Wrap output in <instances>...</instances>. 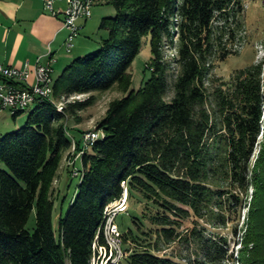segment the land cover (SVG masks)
<instances>
[{
	"label": "trees",
	"instance_id": "trees-1",
	"mask_svg": "<svg viewBox=\"0 0 264 264\" xmlns=\"http://www.w3.org/2000/svg\"><path fill=\"white\" fill-rule=\"evenodd\" d=\"M93 1L116 10L100 22L108 33L101 48L66 66L54 80L52 100L35 104L17 132L0 138V264H94V244L107 245L105 211L124 193V182L128 205L129 199L137 200L149 212L134 215L132 227L121 231L124 257L118 264H183L156 253L163 250L161 242L177 239L195 246L189 264H264V146L255 174L250 171L258 138L264 135V65L238 70L231 87L222 82L210 94L205 88L210 58L223 60L234 53L223 40L226 35L235 39L243 0ZM174 16L179 23H172ZM173 26L179 38L177 74L163 55ZM148 36L151 78L139 90H130L129 69ZM114 86L127 95L112 101L98 123L102 136L81 156L75 197L56 228L54 182L73 147L64 121L77 118L95 98L67 103L62 110L55 102ZM171 89L174 95L167 100ZM210 96L215 117L207 109ZM224 183L240 194L256 188L247 223L243 221L250 226L236 256L226 239L197 227L184 238L176 232L190 216L226 223L227 202L241 196L225 191ZM145 219L155 227L141 235L149 240L154 235L155 242L133 229L143 228ZM130 241L135 248L125 250Z\"/></svg>",
	"mask_w": 264,
	"mask_h": 264
},
{
	"label": "rangeland",
	"instance_id": "rangeland-1",
	"mask_svg": "<svg viewBox=\"0 0 264 264\" xmlns=\"http://www.w3.org/2000/svg\"><path fill=\"white\" fill-rule=\"evenodd\" d=\"M243 6L244 12L241 16V25L238 29H236V37L238 36L241 42V50H239L238 52H234L223 60H218L216 55L213 58H210L209 64H211V66L213 65V67H211L209 75L205 79V88L208 90L209 94L212 93L214 89L222 82L227 83V85L231 87L233 76L238 70L244 69L251 65H264V61H260V56H262V54L264 55V0H243ZM115 13L116 10L110 5L100 3H95L93 5L92 18L89 20L86 27L81 30L80 36L74 42V44L76 45L77 43L81 41L83 43L84 41L87 46L90 47V51L82 56L93 54L101 48L103 40L108 37V33L107 31L100 29V22L102 18L113 17ZM178 21L179 17L176 18V16H174L172 18V23H178ZM233 28H235L234 25ZM172 34L173 37L168 38L165 41L168 45L164 47L163 55L165 57L164 60L169 63L170 68L172 69L171 73L177 74L178 68L176 69V64L174 63V60L178 53L179 44V42H177L179 38L177 37L178 29L176 26L172 27ZM228 38V35L225 36L223 41L224 43H227L226 47L230 48L233 44L231 43V40H228ZM260 46H263V50L261 53L259 51ZM64 51L68 53L66 49ZM72 51H74V48L72 49ZM73 54L74 52L68 55ZM77 57H73L70 61H68L67 59H62L61 61H59L55 65L53 75L57 77L59 75L58 73L61 74L64 68ZM152 58L153 55L151 52L150 37L148 36L143 39L140 53L129 69V73L132 75V86L130 90H139L143 83L151 78L152 72L148 68V65L151 62ZM216 79H220V81H216ZM169 82L173 83V79H170ZM126 95L127 93L122 92L118 86H114L112 89L106 92H93L83 95L78 94L64 98L61 102H55V105L58 107V109H62L67 103L85 101L90 97L95 98L94 104L88 107L86 110L79 112L77 118L68 117L64 121L69 135L73 139V147L69 152L65 154V157L61 164L59 176L54 182V225H56V228L58 225V218L60 214H62V216H65L71 201L75 197L77 186L80 182L78 178L79 175L77 176V173H80V158L81 153L85 150L83 148H85L86 135L90 133V131L94 133H101L102 131H98L97 129L98 123L104 118L109 104L112 101L123 98ZM173 95L174 92L171 89L170 93L167 96V100H170ZM33 108L34 107L31 106L21 112L17 116L16 120L13 119L12 113L10 111H3L0 114V118L2 119L0 124V138L6 134L17 132V130H19V128H21L25 124L27 117L32 112ZM207 109L210 111V114H212L213 116L215 115V103L212 96H210L208 99ZM263 146L264 135H261L258 138V146L256 147V150L250 162V171H253L255 161L258 159L260 150L263 149ZM3 168L4 165L0 164V169ZM254 174L255 172L253 171V175ZM222 187L223 189H225V191H230L236 196L240 194L239 189L228 186L227 183H224ZM255 190V186L249 187L248 194H240V201H236L235 199H233L231 200V203L227 202V209L224 211V214L226 216L225 224L221 222V218L217 221L210 222L206 217L202 219H196L193 216H190L180 222L176 229V232L184 238L189 234V231L192 228L197 227L208 236H214L217 239H226L230 248V252H234L236 256L237 251L240 249V247H243V245L241 246L242 237L247 234L246 232L248 230V227L250 226H246L247 224L243 225V223H247L248 208L249 204H251V197L254 195ZM110 205L111 207L112 205L114 207V204ZM145 206V203L139 205L137 204V200L129 199V214H119L116 219V223L120 227L122 232H124L129 226L132 227V217L134 215L141 214L142 211H146ZM146 212L148 213L149 211ZM144 223L145 226L143 228H139L136 225H133V229L141 237L146 238L145 236L141 235V232L143 230L149 231L150 229H154L155 226H153L148 219H145ZM34 227L35 212L32 214L27 228L30 231H33ZM146 239L148 240V242H155L156 236L153 235V237H151V240H149L150 238L148 237ZM251 246L252 245H250V247ZM161 247L163 248V250L161 252H156L157 254L161 256L167 255L169 257L175 256V261L181 262L183 264H189V261L195 257V254L193 252L195 250V246L191 244L187 245L186 242L183 241V239H177L171 244H165L161 242ZM133 248H135V245L131 241L124 244L125 250H133ZM98 260H100L98 257L94 258L93 263L95 264Z\"/></svg>",
	"mask_w": 264,
	"mask_h": 264
},
{
	"label": "built area",
	"instance_id": "built-area-1",
	"mask_svg": "<svg viewBox=\"0 0 264 264\" xmlns=\"http://www.w3.org/2000/svg\"><path fill=\"white\" fill-rule=\"evenodd\" d=\"M45 9L53 15L59 12L55 11V0H43ZM65 1L67 7L63 11V25L68 31L66 40V50L71 52L74 48L75 40L80 36L82 27L79 24L80 20L88 21L92 18L93 0H58ZM179 23V21H178ZM231 42L233 45L228 48L232 52L241 50V42L236 37ZM227 36V35H226ZM236 40V42H235ZM235 42V43H234ZM263 46H260V53ZM264 55L260 56V61H264ZM209 66V64H208ZM53 69L51 64L43 65L37 63L33 68L29 63H26L23 68H15L2 64L0 62V114L3 111H10L13 115L19 114L27 108L41 102L43 100H52L54 79L52 77ZM34 77V82L31 78ZM207 78V77H206ZM62 110V109H59ZM102 136V133L90 132L86 135L85 149L91 148ZM84 151L81 153L83 155ZM80 173H77V176ZM124 193L118 199L112 202L105 211L104 222V237L106 246H98L94 244V248L98 249V257L103 264H118L124 257L122 232L116 223L119 214L128 211V190L127 184L123 183ZM95 257V258H96ZM102 260V261H101ZM96 262V261H95ZM99 264H102L100 263ZM97 263V262H96ZM95 263V264H96Z\"/></svg>",
	"mask_w": 264,
	"mask_h": 264
},
{
	"label": "crops",
	"instance_id": "crops-1",
	"mask_svg": "<svg viewBox=\"0 0 264 264\" xmlns=\"http://www.w3.org/2000/svg\"><path fill=\"white\" fill-rule=\"evenodd\" d=\"M66 7L65 1L55 0L54 8L59 13L53 15L45 9L43 0H0V62L15 68H23L26 63L34 67L39 62L51 64L54 71L62 59L70 61L90 51L84 41L74 44L73 55L64 51L68 31L62 13ZM88 22L80 20L79 24L83 29Z\"/></svg>",
	"mask_w": 264,
	"mask_h": 264
},
{
	"label": "bare ground",
	"instance_id": "bare-ground-1",
	"mask_svg": "<svg viewBox=\"0 0 264 264\" xmlns=\"http://www.w3.org/2000/svg\"><path fill=\"white\" fill-rule=\"evenodd\" d=\"M45 101V100H44ZM39 103V102H38ZM91 132V131H90Z\"/></svg>",
	"mask_w": 264,
	"mask_h": 264
}]
</instances>
